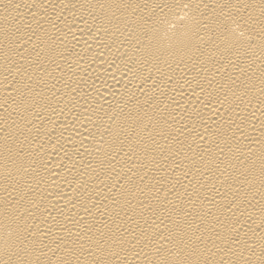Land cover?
<instances>
[{
  "label": "bare ground",
  "instance_id": "bare-ground-1",
  "mask_svg": "<svg viewBox=\"0 0 264 264\" xmlns=\"http://www.w3.org/2000/svg\"><path fill=\"white\" fill-rule=\"evenodd\" d=\"M0 264H264V0H0Z\"/></svg>",
  "mask_w": 264,
  "mask_h": 264
}]
</instances>
